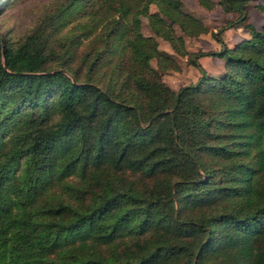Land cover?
I'll return each mask as SVG.
<instances>
[{"label": "trees", "instance_id": "16d2710c", "mask_svg": "<svg viewBox=\"0 0 264 264\" xmlns=\"http://www.w3.org/2000/svg\"><path fill=\"white\" fill-rule=\"evenodd\" d=\"M248 2L217 1L248 37L228 44L223 25L197 52L174 25L209 28L181 0H49L18 37L0 29V264H264V22ZM155 35L195 81H163L179 64Z\"/></svg>", "mask_w": 264, "mask_h": 264}, {"label": "rangeland", "instance_id": "374dc122", "mask_svg": "<svg viewBox=\"0 0 264 264\" xmlns=\"http://www.w3.org/2000/svg\"><path fill=\"white\" fill-rule=\"evenodd\" d=\"M48 1L20 0L13 3L0 14V29L7 30L8 34L14 38L18 37L37 20ZM214 1H216L214 8L206 9L201 7L197 0H181L183 9L198 15L209 28V31L195 36L182 32L177 25H174L177 33L184 37L185 47L189 52L217 49L219 43L210 33V30H217L223 25L225 27L221 29L220 34L228 44H232L242 37L249 36L248 30L240 22L235 21L233 25H227L228 21H233L236 18L237 12L224 11L217 3L218 0ZM258 2H264V0H249L246 5L247 17L245 21L251 22L256 27H260L264 22L263 14L256 7ZM150 9H156L154 4H150ZM140 20L141 31L144 34H154L147 23L146 17L141 16ZM155 37L158 48L173 55L179 64V69L165 68L159 70L163 81L174 90L180 85L195 81L200 74L199 67L189 60L188 55H180L175 52L163 37L159 35H155ZM196 59L206 74L219 75L224 71V60L221 57L200 54ZM149 62L153 67H157L155 58H150Z\"/></svg>", "mask_w": 264, "mask_h": 264}]
</instances>
